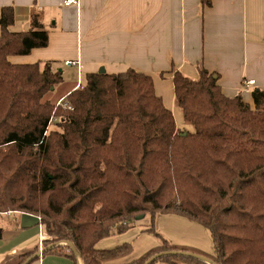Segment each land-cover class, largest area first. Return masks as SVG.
I'll return each instance as SVG.
<instances>
[{"label":"trees","instance_id":"obj_1","mask_svg":"<svg viewBox=\"0 0 264 264\" xmlns=\"http://www.w3.org/2000/svg\"><path fill=\"white\" fill-rule=\"evenodd\" d=\"M12 22V8L2 7L0 213L39 217L47 233L42 245L68 240L83 264L129 255L131 243L108 249L96 243L124 231L123 221L143 214L152 224L158 213L204 226L211 253L162 238L123 264H143L168 250L202 254L215 264H264V90H252L251 107L241 94L224 95L217 74L202 65L197 78L172 69L175 104L192 131L176 126L152 77L133 68L86 73L84 84L62 99L72 109L55 106L60 70L8 60L46 46L48 31L36 14L25 31H10ZM52 117L57 128L47 130ZM37 251L19 254L18 264ZM49 252L75 257L67 246ZM158 261L207 264L181 254L151 264Z\"/></svg>","mask_w":264,"mask_h":264},{"label":"crops","instance_id":"obj_2","mask_svg":"<svg viewBox=\"0 0 264 264\" xmlns=\"http://www.w3.org/2000/svg\"><path fill=\"white\" fill-rule=\"evenodd\" d=\"M209 1L207 6L200 0H80L79 6H66L63 0H0V10L10 6L13 11L10 31L27 30L32 14L38 15L48 31L46 46L10 55L8 60L42 67L48 62L62 72L60 84L68 79L69 71L64 74V70L73 69L78 81L68 83L57 101L83 85L80 76L97 72L101 66L107 73L133 68L152 77L155 93L171 110L178 128L183 119L175 104L172 69L197 78V66L202 65L208 73L217 74L224 95L241 94L253 107L252 90H264V0ZM68 60L78 64H65ZM247 79H253L254 84L244 91ZM155 220L158 232L170 243L211 253V239L204 226L173 213H158L153 223ZM136 223L126 221L124 231L97 241L100 249L131 243L129 255L109 264L130 262L160 245L158 239L143 234L149 226ZM44 239L47 233L39 217L0 213V264H16L19 254L43 247ZM27 264L83 262L80 257L49 252Z\"/></svg>","mask_w":264,"mask_h":264},{"label":"rangeland","instance_id":"obj_3","mask_svg":"<svg viewBox=\"0 0 264 264\" xmlns=\"http://www.w3.org/2000/svg\"><path fill=\"white\" fill-rule=\"evenodd\" d=\"M66 71H69V73L66 74V75H68V79L67 80H64V82L62 84L58 85L55 88V90L52 92V95H51L52 98L51 99H56V97H58V94H60L63 91H65L66 90L65 87L67 86L68 83H75V82L78 81V78L76 77V74L74 73L73 69L70 68L69 70H67V68H66L64 70V74H65ZM84 78H85V76H83V77L80 76L79 82H81L82 84H84V82H85ZM57 120H58L57 117L56 118L55 117H52L50 119V121H49L47 130L56 129L57 128V126H56ZM180 127L184 128L186 130L192 131V126L189 125V124H186V123H183L182 122V126H179V128ZM136 221H138V222L141 221L142 223H144L142 225H145L146 224L147 227L149 226L148 228H151L150 230H146L143 234H147V235H149L151 237H154V238L158 239L159 240V243L161 242V239L162 238L166 239L160 232H158V230H157L158 229V226H157L156 220H155V223H152V224L150 223V216L149 215H145L141 219H138V220H136V219H133L131 221L129 220V223L131 222L132 225H135L136 226L137 225ZM140 238H141V236H140ZM140 238H139V240H140ZM19 262H20V259H19V257H17L14 263L18 264Z\"/></svg>","mask_w":264,"mask_h":264},{"label":"water","instance_id":"obj_4","mask_svg":"<svg viewBox=\"0 0 264 264\" xmlns=\"http://www.w3.org/2000/svg\"><path fill=\"white\" fill-rule=\"evenodd\" d=\"M98 73H105V69L101 66L98 71ZM53 89V88H51ZM144 215L140 214L138 216H136V220L141 219ZM64 244L66 245L74 254V256L78 259L79 255L78 252L75 248V246L68 240L66 241H61V242H55L52 244H49L48 246H43L41 249H38V251L33 254L31 257L27 258L23 263L21 264H27L29 263L32 259L40 256L41 254H43L44 252H46L49 248L54 247L56 245H61ZM186 255V256H191L194 257L196 259H199L207 264H215L213 261H211L209 258H207L206 256L202 255V254H197V253H193V252H189V251H181V250H168V251H162V252H158L155 253L153 255H151L150 257H148L146 259V261L143 264H151L153 261H155L156 259L165 256V255Z\"/></svg>","mask_w":264,"mask_h":264},{"label":"built area","instance_id":"obj_5","mask_svg":"<svg viewBox=\"0 0 264 264\" xmlns=\"http://www.w3.org/2000/svg\"><path fill=\"white\" fill-rule=\"evenodd\" d=\"M64 5L68 6V5H76V6H79V3H80V0H63L62 2ZM65 64H68V65H72V64H78V61H65ZM244 88L243 90L244 91H249V87L250 85H253L254 84V80L253 79H247V80H244ZM55 106H63V107H66L67 109H72V107L70 105H67V103H63L62 100H58L55 104ZM123 225H126V221H123L122 222ZM42 246L39 247V249H41Z\"/></svg>","mask_w":264,"mask_h":264}]
</instances>
